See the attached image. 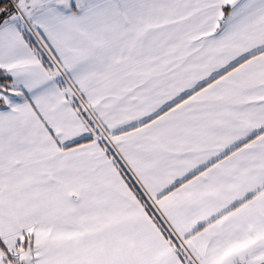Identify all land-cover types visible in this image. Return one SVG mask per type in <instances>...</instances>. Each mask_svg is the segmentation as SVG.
Here are the masks:
<instances>
[{
	"label": "snow or ice",
	"instance_id": "1",
	"mask_svg": "<svg viewBox=\"0 0 264 264\" xmlns=\"http://www.w3.org/2000/svg\"><path fill=\"white\" fill-rule=\"evenodd\" d=\"M0 264H264V0H0Z\"/></svg>",
	"mask_w": 264,
	"mask_h": 264
}]
</instances>
